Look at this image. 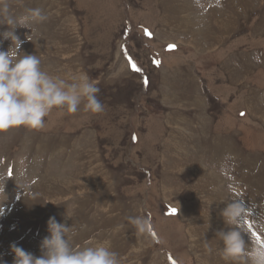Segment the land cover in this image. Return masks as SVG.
Listing matches in <instances>:
<instances>
[{"label":"rangeland","instance_id":"1","mask_svg":"<svg viewBox=\"0 0 264 264\" xmlns=\"http://www.w3.org/2000/svg\"><path fill=\"white\" fill-rule=\"evenodd\" d=\"M11 4L18 18L47 17L17 27L21 51L54 77L87 74L104 110L82 102L75 114L53 109L42 129L0 133L6 264L13 243L41 254L50 217L73 226L74 245L108 241L120 264H226L216 233L234 200L250 209L246 243L264 239V0ZM136 215L148 232L128 223Z\"/></svg>","mask_w":264,"mask_h":264},{"label":"clouds","instance_id":"2","mask_svg":"<svg viewBox=\"0 0 264 264\" xmlns=\"http://www.w3.org/2000/svg\"><path fill=\"white\" fill-rule=\"evenodd\" d=\"M46 19L40 8L27 9L18 18L13 14L11 0H0V26H8L7 31L0 32V133L16 127L42 129L45 117L53 109L75 114L82 102L85 111L104 110L97 95L99 88L87 74L73 76L71 82L54 77L42 68L39 56L21 51L25 40L16 34L17 27L30 29V23H42ZM26 39L29 40L28 36ZM6 40L11 44L3 50ZM0 193L4 194V186ZM221 215L228 230H219L216 240L226 264H264V239L246 243L244 238L249 236L250 209L234 200L226 204ZM127 220L138 232L150 230V221L144 216H129ZM47 229L49 235L41 241L39 256L15 243L10 246L13 264H120L119 254L106 240L90 239L83 245H74L73 226L58 222L55 217L49 218ZM206 248L212 250L208 245ZM0 264H6L2 257Z\"/></svg>","mask_w":264,"mask_h":264},{"label":"crops","instance_id":"3","mask_svg":"<svg viewBox=\"0 0 264 264\" xmlns=\"http://www.w3.org/2000/svg\"><path fill=\"white\" fill-rule=\"evenodd\" d=\"M59 5L60 4H57V3H55L54 4V1H46V3H44L43 4V6H42V8H47L48 10H52V8L53 9H55L56 7H59ZM55 7V8H54ZM65 26V25H64ZM41 35V34H40ZM39 35V36H40ZM59 35H62V36H67V38H69L70 36H72L73 37V34H72V31L70 30V29H68L67 27L65 28V27H63V28H61V31H60V33H59ZM38 36V37H39ZM52 36H53V34H52ZM38 37H37V39H38ZM32 38V37H31ZM65 38V37H64ZM36 39V40H37ZM45 44V43H44ZM62 62L63 61H57V62H54V63H59L60 65L62 64ZM187 83H189L188 81H187ZM194 82H192V83H189V85H192ZM197 87V86H196ZM194 100V99H193ZM198 99H195L193 102H195V103H197V104H202V101H197ZM261 103L263 102V101H260ZM203 105V104H202ZM181 124H183L184 126H187V122L185 121V120H181ZM205 125H207V123H204V129H206V127H205ZM204 129L202 128V130H203V132H202V130H201V127L199 126V134L201 135V138H200V142L202 143V144H204V143H206L207 144V140H206V133L204 132ZM194 131H196L195 129H193L192 130V132L194 133ZM194 135H195V133H194ZM189 137H190V135H189ZM191 138V137H190ZM211 141L212 142H215V139L213 140V139H211ZM227 142V141H226ZM218 148V147H217ZM213 151L216 153L217 152V150L216 149H213ZM225 151V150H224ZM191 153V152H190ZM191 155H193V154H191ZM214 159V156H212V160ZM191 160H192V158H191ZM211 160V161H212Z\"/></svg>","mask_w":264,"mask_h":264},{"label":"bare ground","instance_id":"4","mask_svg":"<svg viewBox=\"0 0 264 264\" xmlns=\"http://www.w3.org/2000/svg\"><path fill=\"white\" fill-rule=\"evenodd\" d=\"M224 24H226V22H225ZM224 24H223V25H224ZM225 32H226V31H225ZM179 71H180V70H179ZM244 191H245V190H244ZM179 215H180V214H179ZM182 217H183V215H182ZM182 219H183V218H182Z\"/></svg>","mask_w":264,"mask_h":264}]
</instances>
